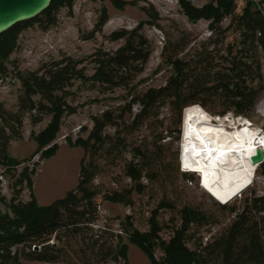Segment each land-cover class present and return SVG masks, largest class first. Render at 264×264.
<instances>
[{"label":"trees","instance_id":"obj_1","mask_svg":"<svg viewBox=\"0 0 264 264\" xmlns=\"http://www.w3.org/2000/svg\"><path fill=\"white\" fill-rule=\"evenodd\" d=\"M109 1L117 9L138 4L136 0ZM74 2L52 0L41 14L19 22L0 34V78L7 70L6 62L18 48L21 33L35 24L45 29L55 25L59 10L63 7L71 9ZM178 2L190 21H208L212 34L223 32L226 35L232 30L238 33L239 41L229 42L222 50H217L216 46L213 49L198 48L195 60L187 59V55L180 56L185 46L169 51L166 45L164 56L173 67V74L164 86L151 87L133 97L127 110L125 106H118L93 116L88 136L68 139L71 146L82 147L91 153L90 159L81 164L79 181L74 189L47 205L39 204L32 195L28 201L16 198L5 201L7 211L0 207V264H18L22 258L53 263L63 261L66 248L74 245H78L81 252L75 251L82 264H101L108 260L129 264L128 244L123 241L122 235L139 247L151 264H264V195L248 196L236 207L221 204L212 197L219 208L234 213L235 218L224 233L205 242L203 239L194 242L193 247L189 243L195 239V226L213 223V216L189 202L180 206L179 223L173 227L169 238L162 236L163 227L157 210L150 216L147 230L134 226L128 216L115 244L99 236L93 241H87L85 237L86 229L96 221V200L101 193L94 183L99 164L94 156L101 150L110 156L122 151L126 147L123 133L127 128L158 117L154 110L161 105H167L178 126L182 122L183 110L191 105H200L213 115L225 116L232 112L250 117L264 92V1L246 0L240 13L236 12L237 0H212L203 5H196L191 0ZM144 10L157 22L159 15L153 7L146 6ZM108 19L107 8L103 7L92 31L93 37L103 30ZM141 29L140 25L133 30L113 32L110 39L124 40V43L114 52L98 50L94 54L96 67L91 76L80 66L81 61L70 57L42 65L37 70L20 71L18 78L22 84V96L19 112L0 111V164L17 168L24 163L10 156L8 151L10 140L22 137L15 124L22 125L23 113L34 112V124L45 117L50 118L43 129L32 133L37 145L35 155L39 154L40 159H49L58 151L57 139L64 117L77 112V106L68 101L75 81H92L113 88L128 85L134 76L142 73L153 45L140 32ZM221 51H224L219 57L221 60L215 64L214 60ZM135 104L139 105V110L133 114ZM109 128L115 129V132L111 133ZM136 150V157L142 158L146 164L142 166L131 162L126 165L125 172L131 178L133 187L111 190L103 196L106 200L131 205L132 193H142L145 188L142 178L147 169L148 178L164 182L160 173L165 174V168L158 160L159 156L149 152L145 155L139 148ZM151 164L161 170L150 167ZM149 170L153 171V175ZM26 171L27 167L23 175ZM258 173L264 176V162L257 167ZM27 180L31 184L29 175ZM171 205V200H162L159 208ZM53 237L56 243L51 242ZM158 249L162 252L161 256L156 255Z\"/></svg>","mask_w":264,"mask_h":264},{"label":"rangeland","instance_id":"obj_2","mask_svg":"<svg viewBox=\"0 0 264 264\" xmlns=\"http://www.w3.org/2000/svg\"><path fill=\"white\" fill-rule=\"evenodd\" d=\"M137 5L117 9L109 0H75L73 7H63L57 14V23L47 29L35 24L25 29L19 38L17 50L6 62L7 70L0 78V111L18 113L20 98L22 96V84L18 78L20 71L37 70L42 65L50 64L56 60L72 58L81 61L88 76L95 72V53L98 50L114 52L120 48L124 40H112L110 35L123 29L133 30L142 26L141 33L147 37L153 45V51L143 66V72L134 76L128 85L117 87H104L92 81H75L72 95L68 101L77 106V112L64 117L62 131L57 139L59 145L56 154L49 159H40L35 155L37 148L32 133H38L49 122V117L34 124V112H25L22 115V125L15 124V129L22 134L21 138H12L8 145L9 155L24 161L17 168H8L0 164V207L7 211L5 201L19 199L28 201L34 195L41 205L52 203L58 198L76 187L79 181L81 164L91 157L82 147L71 146L69 138L88 136L93 126V116L102 113L109 108L125 106L135 96H139L151 87L164 86L173 74V67L166 61L164 47L169 46V51L180 50L185 46L180 56L195 60L196 49L204 47L217 50L226 48L229 42L239 41L238 33L232 30L226 35L223 32L212 34L209 22L205 20L190 21L182 12L178 0H136ZM196 5H203L212 0H191ZM264 1V0H256ZM246 0H237V13L242 11ZM153 7L159 19L154 22L149 17L144 7ZM103 7L107 8L109 19L103 30L92 36V31L100 16ZM154 14V12H153ZM228 21L225 22V25ZM92 36V37H91ZM187 44V45H186ZM214 60L218 64L220 55ZM200 106V105H199ZM202 107V106H201ZM208 114L214 117V122L219 123L217 118H223L225 127L230 130L234 127L258 128L264 133V92L259 97L250 117L239 119L238 115L229 112L225 116L213 115L202 107ZM139 105L133 106V114L137 113ZM182 112L181 125H176L167 105H161L154 110L158 117L149 122L139 123L126 129L123 136L126 137V147L113 156L101 150L95 154L94 159L98 164L97 177L94 181L101 193L97 197L96 221L86 229V240H96L97 236L108 242L117 241L123 222L130 216L134 226L140 230H147L149 218L155 210L159 214V221L163 227L162 236L169 238L173 227L179 223V208L189 202L202 208L211 214L213 223L197 227L195 226V239L190 242L211 240L226 231L235 218V214L229 210L219 208L212 195L201 185V177L198 172L183 169L181 162V142L184 129V112ZM128 115L127 117H129ZM237 118V119H236ZM180 130V133L178 132ZM111 133L115 129L109 128ZM170 134V136H168ZM139 148L146 155L155 153L159 156L165 168V174L161 172L164 182L152 180L147 177L144 170L142 193L133 192V203H113L103 196L111 190L130 189L133 182L125 172L128 163H140L142 158L136 157ZM143 154V156H144ZM28 168L25 175L23 171ZM150 167L161 170L159 166L151 164ZM179 170L177 171V169ZM153 175V171L149 170ZM186 175H185V174ZM29 175L31 184L27 180ZM167 176V177H165ZM253 194L264 195V176L259 174L254 182L241 193L227 203L229 206H239L241 200ZM3 198V199H2ZM162 200H171L172 205L159 208ZM122 234V233H121ZM123 241L128 244L129 264H151L147 255L136 245L130 243L125 235ZM81 239V238H80ZM83 239V238H82ZM51 242L56 243L53 237ZM22 249L23 247H19ZM78 245L66 248L63 261L43 262L20 259L18 264H82L75 252ZM80 252V250H79ZM81 253V252H80ZM161 256V250L156 251ZM96 264V263H95ZM101 264H123L109 261Z\"/></svg>","mask_w":264,"mask_h":264},{"label":"bare ground","instance_id":"obj_3","mask_svg":"<svg viewBox=\"0 0 264 264\" xmlns=\"http://www.w3.org/2000/svg\"><path fill=\"white\" fill-rule=\"evenodd\" d=\"M183 118V165L201 172L208 191L227 200L254 182L257 166L252 156L259 148L264 149V133L260 129L245 126L230 130L223 118L216 117L219 123H215L214 117L199 105L188 106Z\"/></svg>","mask_w":264,"mask_h":264},{"label":"water","instance_id":"obj_4","mask_svg":"<svg viewBox=\"0 0 264 264\" xmlns=\"http://www.w3.org/2000/svg\"><path fill=\"white\" fill-rule=\"evenodd\" d=\"M52 0H0V34L15 24L32 19L41 14L50 5ZM252 162L258 167L264 162V149L259 148L252 156ZM201 185L206 188L204 182ZM248 185L244 186L227 200H222L209 191L221 204H227L234 196L241 193ZM207 189V188H206Z\"/></svg>","mask_w":264,"mask_h":264},{"label":"clouds","instance_id":"obj_5","mask_svg":"<svg viewBox=\"0 0 264 264\" xmlns=\"http://www.w3.org/2000/svg\"><path fill=\"white\" fill-rule=\"evenodd\" d=\"M237 117H244V118H247V117H245V116H237ZM181 162H182V156H181ZM182 165H183V162H182ZM183 169H184V165H183ZM201 177V176H200ZM202 179V178H201ZM201 182H203V181H201Z\"/></svg>","mask_w":264,"mask_h":264}]
</instances>
